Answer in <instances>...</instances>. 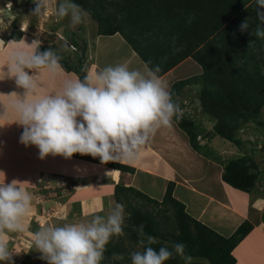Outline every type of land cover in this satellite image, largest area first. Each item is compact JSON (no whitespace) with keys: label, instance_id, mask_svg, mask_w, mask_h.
I'll list each match as a JSON object with an SVG mask.
<instances>
[{"label":"trees","instance_id":"obj_1","mask_svg":"<svg viewBox=\"0 0 264 264\" xmlns=\"http://www.w3.org/2000/svg\"><path fill=\"white\" fill-rule=\"evenodd\" d=\"M72 2L96 21L98 34L119 33L148 68L158 66V76L187 57L200 65V74L175 81L169 92L173 101L178 103L186 86L200 84L197 92L200 112L213 119L212 130L203 131L187 114H182L179 120L174 117L175 123L186 133L191 147L198 152L201 145L198 139L202 136L211 139L218 135L241 146L238 130L246 123L257 122L261 105L264 104V39L251 34L260 23L255 0ZM245 20L249 27L242 31L240 26ZM60 23L64 24L61 21L58 25ZM64 28L68 46L52 49L39 45L37 51L52 49L62 57L60 65L65 70H74L83 80L82 61L87 45L78 32L66 26ZM22 33L13 31L10 38L18 40ZM71 49L76 52L72 57ZM73 155L85 156L79 153ZM109 164L121 171L133 170L119 163ZM222 167L223 181L243 191H249L259 177L260 167L250 156L227 160ZM172 189L173 182L170 181L162 200L157 201L130 186L115 185V200L125 203L130 211L125 227L129 240L140 245L142 237L138 235V230L143 224L145 234L157 239L158 242L152 245L157 250L162 246L171 250L176 243H183L185 255L191 258L187 264H236L232 250L253 225L244 220L231 235L223 236L189 215L184 204L173 197ZM132 194L145 198L150 207L144 203L133 204ZM163 225L168 227L166 231L162 229ZM116 239L118 237H112L106 245L101 264H117L112 259L113 253L122 254L125 264H131L130 256L119 247ZM165 264H186V261L174 254Z\"/></svg>","mask_w":264,"mask_h":264},{"label":"crops","instance_id":"obj_2","mask_svg":"<svg viewBox=\"0 0 264 264\" xmlns=\"http://www.w3.org/2000/svg\"><path fill=\"white\" fill-rule=\"evenodd\" d=\"M83 29L81 23L71 30L81 35ZM24 32L18 40L10 38V29L0 33V183L16 180L17 186L32 196L30 211L22 221L26 230L6 233L3 237L13 253L12 264L16 260L20 263V250L24 251V257L34 259L40 256L41 253L34 248L32 237L44 225L87 223L94 215L106 217L119 203L114 195L116 184L130 186L151 199L161 201L170 181L173 182L172 195L184 204L185 211L217 233L229 236L241 222L249 221L252 229L233 248L232 254L236 264H264V223L260 220L253 222L262 212L264 200L225 183L222 165L210 163L193 149L186 133L177 126L174 118L170 128L162 127L150 137L140 149L138 158L125 162L110 161L129 166L132 171L111 167L110 162L102 164L99 157L91 155L65 158L49 154L40 159L39 149L35 145L20 143L23 126L15 121L18 119L17 113L10 107L6 111L5 105H9L17 96L23 99L26 90L15 83V77L9 76L7 64L11 52L18 49L31 52L37 44L42 45V42L33 40ZM91 34L83 40L87 45L82 61L85 76L89 70L118 64L143 71L146 64L119 33ZM60 41L62 44L58 48L68 46V43H64L65 38ZM73 51L71 49V57L76 53ZM192 63L199 69V65L187 57L159 76L168 91L175 81L189 76ZM27 71L35 75L36 91L41 95L59 91L66 79L79 78L74 70L68 71L62 66L56 73ZM182 97L183 93L178 104L182 113L189 115L186 111L188 102H184ZM132 195L134 198L131 202L135 199L136 204H146L145 198ZM45 219L49 222L43 224ZM0 264L9 262L0 261Z\"/></svg>","mask_w":264,"mask_h":264},{"label":"clouds","instance_id":"obj_3","mask_svg":"<svg viewBox=\"0 0 264 264\" xmlns=\"http://www.w3.org/2000/svg\"><path fill=\"white\" fill-rule=\"evenodd\" d=\"M255 3L260 23L251 34L264 39V0ZM36 4L34 14H44L50 0H36ZM54 11L59 20L70 17L72 26L82 23L85 15L72 0H60ZM248 27L247 20L240 26L242 31ZM38 47L31 52H11L9 76L15 77V83L26 93L23 99L17 96L5 106L6 111L10 107L17 113L15 121L23 126L20 143L35 145L40 159L49 154L71 158L79 153L99 157L102 164L132 161L160 128H170L174 117H182L180 105L157 75L158 66H145L141 71L126 64L108 65L89 70L83 80L66 79L59 91L41 95L36 91L35 75L27 70L56 73L62 57L52 49L38 52ZM17 183H0V261L9 264L13 253L3 237L26 230L22 221L32 202L31 194ZM124 220V205L117 203L106 217L94 215L87 223L44 225L33 234L34 248L47 264H101L112 237L124 235ZM138 235L143 250L130 253L131 264H165L174 254L186 264L191 259L185 255L183 243H176L171 250L152 247L158 241L145 234L143 224ZM112 259L123 260V256L113 253Z\"/></svg>","mask_w":264,"mask_h":264},{"label":"rangeland","instance_id":"obj_4","mask_svg":"<svg viewBox=\"0 0 264 264\" xmlns=\"http://www.w3.org/2000/svg\"><path fill=\"white\" fill-rule=\"evenodd\" d=\"M60 0H50L49 8L44 14H34L31 10L30 0H0V33L10 29V32H16L17 30L22 31V28L25 30L26 36L29 35L33 40L37 42H42V45H45L49 48H58V45H61L60 39H64V27L68 29H75L76 26H72L70 23V17H65L62 20H59L55 15V8L58 5ZM85 13V12H83ZM63 22L64 24L59 22ZM62 24V25H61ZM81 24V23H80ZM84 29L82 30V40L87 39V37L92 35L91 33L96 32L97 23L94 19L89 17L85 13L83 17ZM61 26V27H60ZM23 30V31H24ZM22 31V32H23ZM77 31V29L75 30ZM23 34V33H22ZM62 35L63 37H60ZM22 36V35H21ZM66 39V38H65ZM44 42V43H43ZM68 41H64L67 43ZM57 46V47H55ZM80 51V50H79ZM75 52V51H73ZM193 64V63H192ZM189 76H196L201 73V67L199 65H192V70L189 72ZM178 81V80H177ZM200 89V84H195L193 87L186 86L183 91L184 102H188L187 113L189 116L197 123L200 129H203L205 132L212 130L214 121L211 117L206 115L203 112H200L199 101L197 97V92ZM193 109V110H192ZM264 104L261 105V114L257 118L255 123H246L242 126L238 132L237 137L241 139V146H236L230 141L219 137L218 135L212 137H203L199 138L203 144L200 145V154L204 155L210 163L216 162L217 164L222 165V163L227 160L238 158L241 156H250L253 161L259 165V177H257L254 186L249 189L252 197H259L264 200ZM210 156V157H208ZM223 169V168H222ZM223 171V170H222ZM135 199L133 203L135 204ZM264 203V201H263ZM125 208V220L123 225L124 235L120 236L118 241L119 247L124 248L126 255L130 256V253L133 251H142V247L128 238V231L125 230L127 223L128 210L126 209V204H123ZM149 207V206H147ZM46 220V219H45ZM91 220V219H90ZM90 220H87L89 222ZM263 221L264 223V208L262 212L258 214L257 217L253 219V222ZM69 221V220H66ZM49 222L46 220L43 222ZM84 223H86L84 221ZM242 223V222H241ZM163 230H167L168 227L163 225ZM22 256L16 260L15 264H47V261L41 259V254L38 257L30 258V256L24 257V251L20 250L18 254ZM29 253V252H28ZM30 255V254H29ZM122 255V254H121ZM124 259V258H123ZM117 264H125L124 260H116Z\"/></svg>","mask_w":264,"mask_h":264},{"label":"water","instance_id":"obj_5","mask_svg":"<svg viewBox=\"0 0 264 264\" xmlns=\"http://www.w3.org/2000/svg\"><path fill=\"white\" fill-rule=\"evenodd\" d=\"M30 2H31V10H32V12H34V10H35V8L37 6L36 0H30Z\"/></svg>","mask_w":264,"mask_h":264}]
</instances>
